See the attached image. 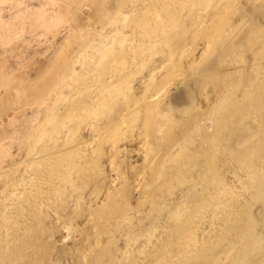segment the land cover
Segmentation results:
<instances>
[{
    "label": "rangeland",
    "instance_id": "1",
    "mask_svg": "<svg viewBox=\"0 0 264 264\" xmlns=\"http://www.w3.org/2000/svg\"><path fill=\"white\" fill-rule=\"evenodd\" d=\"M0 264H264V0H0Z\"/></svg>",
    "mask_w": 264,
    "mask_h": 264
}]
</instances>
